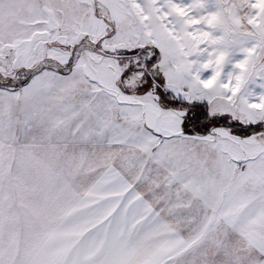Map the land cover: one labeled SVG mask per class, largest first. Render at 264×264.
<instances>
[{
    "label": "snow or ice",
    "instance_id": "1",
    "mask_svg": "<svg viewBox=\"0 0 264 264\" xmlns=\"http://www.w3.org/2000/svg\"><path fill=\"white\" fill-rule=\"evenodd\" d=\"M0 264H264V0H0Z\"/></svg>",
    "mask_w": 264,
    "mask_h": 264
}]
</instances>
